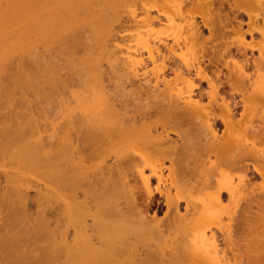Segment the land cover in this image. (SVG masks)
I'll list each match as a JSON object with an SVG mask.
<instances>
[{
    "label": "bare ground",
    "instance_id": "6f19581e",
    "mask_svg": "<svg viewBox=\"0 0 264 264\" xmlns=\"http://www.w3.org/2000/svg\"><path fill=\"white\" fill-rule=\"evenodd\" d=\"M27 88L54 105L0 114V264H264V0H0V98Z\"/></svg>",
    "mask_w": 264,
    "mask_h": 264
},
{
    "label": "rangeland",
    "instance_id": "374dc122",
    "mask_svg": "<svg viewBox=\"0 0 264 264\" xmlns=\"http://www.w3.org/2000/svg\"><path fill=\"white\" fill-rule=\"evenodd\" d=\"M217 5H218V6H221V9H223V8H222V5H219V4H217ZM217 5H216V6H217ZM218 6H217V7H218ZM223 7H224V11H223V10L221 11V9H218V10H220L219 12H221V13L223 12V15L225 14V15H226V18H228L227 20L229 21V22H228V21H225L226 23H225L224 21H223V22H224L225 24H228V26H229V25H232V26H233V24H235L236 21H235V23H234V22H231V21H233V20L236 19V18H235V19L233 18V16L235 17V13H236V12H235L234 10L229 9V8H228L229 6H228L225 2H223ZM219 8H220V7H219ZM240 13H242V12L240 11ZM223 15L221 16V14H220V16H221L222 18H223ZM225 15H224V16H225ZM222 18H221V19H222ZM232 18H233V19H232ZM238 18H239V19H240V18L242 19V20L240 19V20L242 21V24H241L242 29H244V28L246 29V27H247V26H246V22H247V17H246V15H244V14L242 13V15L239 16ZM238 18H237V19H238ZM223 19L226 20L225 18H223ZM223 19H222V20H223ZM230 20H231V21H230ZM238 21H239V20H238ZM200 25H201V23H200ZM228 26H227V27H228ZM202 27H203V26H201V28H202ZM228 28H229V27H228ZM228 28H226L227 30H225V31H228V32H229L230 29H228ZM232 28H234V27H232ZM202 30H203V34L205 33V35L207 36V35H208V31H207L204 27L202 28ZM81 33H82V32H81ZM81 33H80L79 37H80V36H82V37L84 36V37H85L86 34L82 33V34H84V35H81ZM229 33H232V35H233V30H231V32H229ZM229 33H228V34H229ZM78 34H79V32H78ZM226 34H227V33H226ZM228 34H227V36H231V37H229V39H228L227 37H225V38L222 39V40H225V39L227 38V39H228L227 42H228L229 40L231 41V40L233 39V38H232V35H231V34L228 35ZM223 36H224V35H223ZM82 37H80V38H82ZM84 37H83V38H84ZM87 37H88V41H87L88 44H87V43H86V44L89 46V45L92 44V42H91V40H90V38H89L88 35H87ZM255 37H256V38H255ZM231 38H232V39H231ZM247 38L249 39V36H248ZM254 38H255V40H257V39H259L260 37H259V35H258L257 33H254ZM86 40H87V38H86ZM219 41H221V39H220ZM230 41H229V42H230ZM232 41H233V40H232ZM234 41H235V40H234ZM216 42H217V41H216ZM225 42H226V40H225ZM227 42H226V43H227ZM229 42H228V44H231V43H232V42H230V43H229ZM84 43H85V40H84V39H81V40L79 39V41L76 42L75 44L71 45V47L68 46V47L66 48V47H61V46H58V45L55 46V47H57L56 49H58V52L55 51V53L57 52V54H55V53L53 52V54L56 55V56L54 55V56H55V57H54V58H55L54 60L57 59V62H58V60H59V63H61V65H59V64H57V63H56V64H57L58 66H60V67H63V69H65L63 72H61V75H62V73H63V75H64V72H65V74H66V75L64 76V78L66 77V79H64V78L62 77V78L65 80V82H66V81H67V82H68V81L70 82L71 80H74L73 82H75V84H76L77 81H78V80L76 79L77 76H78V79H80L79 75H80L81 73H83V69H82V72L78 69L79 66H81V64H78V62L80 63V60H81V58H82V56H83V53H84L83 50H84V48L87 47ZM218 43H219V42H218ZM221 43H222V42H221ZM221 43H219V44H221ZM232 44H234V42H233ZM84 45H85L86 47H84ZM222 45H223V44H222ZM55 47H54V49H55ZM83 47H84V48H83ZM218 47H220V46H218ZM220 48H223V46H221ZM65 49H66V50H65ZM214 49H215V48H214ZM214 49H212L211 51L208 50V52L211 53V54L209 55V56H210V59L212 60V61H209L210 63L214 62V60H215L216 58H218V53H219V51L221 50V49H218V50L216 51V49H215V51H214ZM234 49H235V48H234ZM234 49H233V47H232V49H231V51L233 50V51L231 52V53H233V54L236 52V51L234 52ZM212 51L215 52V55H213L214 53H212ZM222 52H224V51L222 50ZM75 53H76V54H75ZM220 53H221V52H220ZM226 53H227V52H226ZM72 54H73V55H72ZM255 54H256V52H255ZM68 56H69V57H68ZM25 57H26V56H25ZM70 57H71V58H70ZM23 58H24V57H23ZM27 58H28L30 61H29ZM27 58H26V59L24 58V60H25V62H26V63L24 64V67H25L26 69H28L29 71H31L33 74H38V73L40 72V70L38 69V67L34 64V62L31 61V59L29 58V56H28ZM205 61L207 62V60H205ZM55 62H56V61H55ZM76 62H77V63H76ZM206 62H205V63H206ZM209 62H208V63H209ZM214 63H215V62H214ZM214 63H212V64H214ZM76 64H77V65H76ZM207 65H208V64H207ZM211 67H212V69H215V68H213V65H212ZM211 67H209V68H211ZM103 68H105V67H103ZM222 68H223V67H222ZM80 69H81V67H80ZM16 70H17V68H16L15 70H11V71H12L13 74H14V71H16ZM61 70H62V69H61ZM106 70H108V69H106ZM106 70H104V71H106ZM210 70H211V69H210ZM222 70H223L222 73H224V72H225L224 74L227 73L225 68H223ZM77 71H80V72H77ZM209 72H210V71H209ZM79 73H80V74H79ZM10 74H12V73H10ZM13 74L11 75L12 77L10 76V78H13V77H14ZM78 74H79V75H78ZM106 74H107V71H106ZM107 75H108V74H107ZM110 75H111V74H110ZM17 76H18V74L16 73V76H15L13 79L16 80V79H17ZM80 76H81V75H80ZM105 76H106V75H105ZM223 76H224V75H223ZM13 79H10V80L14 81ZM75 79H76V80H75ZM73 82H70V83L73 84ZM224 82H225V81L222 82L224 85L222 84L221 87H223V88L225 87V88L229 89L228 86H227V83H226V82L224 83ZM7 83H8V82H7ZM10 83H11V85H12V82L9 81V83H8V87L10 86ZM70 83H69V84H70ZM203 85L205 86V83H203ZM12 86H13V85H12ZM12 86H11V88H12ZM58 88H60V87H58ZM225 88H224V90H226ZM27 89H29V88H27ZM27 89H25V90L27 91ZM31 89H32V88L29 89V90H30V93H31V91H32ZM25 90H23V89L21 90V91H23V94H26V91H25ZM29 90H28V92H29ZM17 91H18V90H17ZM17 91H15L16 98H15V95H14V97H12V98L10 97V98H11V99H10L11 102H14V103L11 104V102H10V103L7 102V103L11 104V106L9 105V107H6L8 104L4 102V101H5V98H4V99H3V98H2V99L0 98V100H1V101H0V106H1V104H3V105L0 107V108H1V113H0V114H3V113L10 114L9 112H10L11 110H12V112H13V110H14V112H15V111H16V112H21V114H22V112H23V113H24V112L26 113V111H28L29 109L35 110L39 105H42V106H39V107H38L39 109H40V107H43V108L46 107V106H45L46 104L43 106V104L45 103V101H46V102L48 101V100H45L46 98L44 99V97H45L46 95H45L43 98H41V99H44L45 101H44V102L42 101L43 104H40L39 102H37L38 100L40 101V97H39L40 95L37 96V98H36V97H35L36 95H35V96H32V93H31V94H27V96L29 95V100L27 101L28 98L25 99V98L23 97V96H25V95H22L21 92H18V93H17ZM19 91H20V89H19ZM24 92H25V93H24ZM28 92H27V93H28ZM17 94H19V95L21 94V96H18ZM17 96H18V97H17ZM53 96H54V95H51V96H49L50 98H49V97H48V98L51 99ZM30 97L33 98V99H31ZM34 97H35L36 99H35ZM41 97H42V95H41ZM46 97H47V96H46ZM127 97H129V96H127ZM130 97H131V96H130ZM130 97H129V98H130ZM14 98H15V99H14ZM38 98H39V99H38ZM12 99H13V100H12ZM37 99H38V100H37ZM126 99H127V98H126ZM7 100H8V99H7ZM15 100H16V101H15ZM32 100H33L34 102H35V101H36V102L34 103V102H32ZM52 100H54V97H53ZM128 100L130 101V99H128ZM8 101H9V100H8ZM29 101H30V102H29ZM1 102H3V103H1ZM4 103L7 104L5 107H4V105H5ZM28 103H30V104L28 105ZM32 103H33V104H32ZM37 103H39V105H37ZM48 103L50 104V100L47 102V104H48ZM51 103H52V102H51ZM53 103H54V101H53ZM53 103H52V104H53ZM34 104L36 105V107H35ZM52 104H50V105L52 106ZM12 105H13V107H12ZM53 105H54V104H53ZM29 106H32V108H29V109H28ZM48 106H49V105H48ZM3 107H4L5 109H4ZM34 107H35V109H33ZM2 108H3V110H4L5 112L2 111ZM8 108H9V109H8ZM13 108H14V109H13ZM43 108H42V109H43ZM47 108L52 109L50 106L47 107ZM237 108H238L237 110H241V107L238 106ZM44 109H46V108H44ZM47 110H48V109H47ZM35 111H36V110H35ZM40 111H41V109H40ZM16 112H15L14 114H16ZM38 112H39V111H38ZM7 114H6V115H7ZM12 114H13V113H12ZM12 114H11V115H12ZM17 114H18V113H17ZM86 144L88 145V143H86ZM250 175H251V174H250ZM257 178H258V177L256 176L255 179H257ZM30 193H31V194H30V200L28 201V206H29V209H30L29 211H30V212L32 211L31 213H33V212L35 213V212H36V209L34 208V207H35V206H34V205H35V202H34V200H32L33 197H31V196H33V195H32L33 193H32V192H30ZM32 201H33V202H32ZM34 210H35V211H34ZM5 213H6V214H5ZM2 214H3L4 217H5V216L8 217V213H7V211H6V212L4 211V213H2ZM2 214H0V219H1L0 221L2 222V224L4 223V224L7 225V226L5 227L6 229H7V227H8V224H9V225L11 224V226H9V227H12V225H15V223H16L15 215H13V216H14V220H15V221H14V220L12 221L13 223H11V222L9 221V220H12V217H11V218L9 217L10 219L5 217V219H9L8 221H9L10 223H8V222H6L7 220H5L4 218H2V217H3ZM48 216H49V215H48ZM31 217H32V216H31ZM33 217H34V216H33ZM33 217H32V218H33ZM49 217H52V218H53L52 215H50ZM30 219H31V218H30ZM2 220H3V221H2ZM31 221H32V220H30V221L26 220V222L22 223V226L24 225L23 228H21L20 225H18V226H20V227L17 226L18 229L16 228V229H15V230H16L15 232H18V231H19V233H20V231H21V229H22V230H27L26 232H28L27 234H29V235H27L25 231H21V232H23V233H21L23 236H22L21 234H20V235H21L22 237H21L20 235H17V236H18L17 239L19 238V236L23 239V237H24L25 235H27L26 238H28V239L31 238L32 233L34 232V230L36 231V229H37V234H38V232L40 233L41 231L44 232L43 230H45V229H44L43 227H41L42 225H41L40 223H36V222H33V221H32L34 224H31V223H32ZM2 224H0V232H1V231L4 232V230H5V228L2 227V226H3ZM17 224H18V223H16V225H17ZM19 224H20V223H19ZM35 224H36V225H35ZM31 225H33V226L35 225V228H33V226H31ZM13 227H14V226H13ZM13 227H12V228H13ZM12 228H11V229H12ZM41 228H43V229L41 230ZM2 229H4V230H2ZM8 229H9V228H8ZM11 229H10V231H11ZM28 229L31 230V231H32L33 229H34V230H33V232L31 233V232H29ZM5 231H6V230H5ZM2 232L0 233V236L2 235ZM24 232H25V233H24ZM19 233H18V234H19ZM14 234H15V233H14ZM16 234H17V233H16ZM24 234H25V235H24ZM34 234H36V232H34ZM37 234H36V237H35V238H37V236H38V239H37V240H39L40 237H41V238H42V237L44 238V236H43L41 233H40L41 236H40V234H38V235H37ZM43 234H44V233H43ZM15 236H16V235H15ZM39 236H40V237H39ZM35 238H34V239H35ZM41 238H40V239H41ZM19 239H20V238H19ZM28 239H27V241H29V242H28L29 245L27 244V241H25V239H24V241L20 239V240H21L20 242H23V243L26 242L25 244H27L28 246H30V245L35 246V245L37 244V243H36L37 240L35 239V240H36V242H35V240L33 239V237L31 238V240L33 239V243L35 242L36 244H35V243L33 244L32 241H31V240H28ZM30 241H31L32 244L30 243ZM38 242H39V241H38ZM41 242H42V241H41ZM40 244H41V243H40ZM40 244H38V245H40Z\"/></svg>",
    "mask_w": 264,
    "mask_h": 264
}]
</instances>
